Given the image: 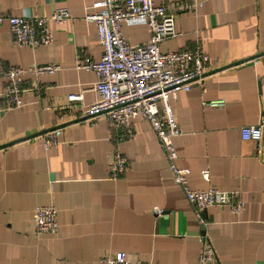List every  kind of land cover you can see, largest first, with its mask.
Masks as SVG:
<instances>
[{"label": "crops", "instance_id": "obj_1", "mask_svg": "<svg viewBox=\"0 0 264 264\" xmlns=\"http://www.w3.org/2000/svg\"><path fill=\"white\" fill-rule=\"evenodd\" d=\"M155 1L178 16L176 36L161 42L160 52L199 49L208 56L203 87L170 99L181 129L173 138L176 165L190 171L192 190L238 191L245 209L235 215L208 208L202 228L144 118L132 120L130 139L115 135L105 116L79 121L95 101L96 77L76 62H97L103 52L84 16L102 9L104 0H0L3 16L48 17L67 9L72 17L49 22L53 42L35 49L16 46L8 25L0 26L3 66H59L52 75H25L23 86L39 90L25 93L12 110L3 108L7 81L0 77V147L12 143L0 148V264H96L117 252L134 264H198L202 232L220 264H264V133L258 144L240 135L242 127L264 125V65L250 62L264 53V0ZM123 34L132 45L149 37L141 23L124 26ZM71 94L82 99L68 103ZM215 100L224 107L205 105ZM54 128L62 129L59 143L45 149L39 133ZM114 151L127 165L110 179ZM38 206L55 207L58 232L36 233Z\"/></svg>", "mask_w": 264, "mask_h": 264}, {"label": "built area", "instance_id": "obj_2", "mask_svg": "<svg viewBox=\"0 0 264 264\" xmlns=\"http://www.w3.org/2000/svg\"><path fill=\"white\" fill-rule=\"evenodd\" d=\"M71 18L67 9L57 10L48 17L0 15V26L5 23L8 25L16 46L35 49L53 42V33L48 29L49 22L62 24ZM84 20L95 25L103 52L97 62L89 59L76 62V68L92 72L96 77L92 88L95 101L83 107L82 119L79 121L92 122L105 116L112 124L115 135L130 139L135 134L132 120L141 116L156 135L173 182L181 188L186 200L193 207L194 215L202 228L206 222L201 213L208 208L226 207L235 215L241 213L245 209V203L238 191L192 190L189 186L190 171L176 165L178 154L173 138L181 134V129L171 112L170 99L179 91L188 92L194 85L203 87L208 56L199 49L160 52V43L176 36L174 13L169 12L163 5H158L155 0H104L102 9L86 13ZM134 23L147 27L149 37L144 43L132 45L123 34L124 26ZM259 60L264 65V54L250 62L257 64ZM58 69L59 66L56 65L5 67L0 63V77L7 81L1 94L3 108L17 109L23 105L25 93L39 90L37 84H32L29 88L23 86L25 75H52ZM81 99L80 94H71L67 97V102H78ZM205 105L218 109L224 107L225 101H209ZM61 133V128H54L41 135L43 147H55ZM263 133V123L240 129L243 141L257 144L263 140ZM126 165L127 161L122 154L114 151L108 164L109 178H119ZM202 176L208 180L209 173L204 171ZM154 213L161 211L156 209ZM33 222L37 234L53 235L60 227L58 213L53 206L36 207ZM200 237L202 247L198 254V264H220L210 239L203 232ZM96 264L134 263L125 261L123 254L117 252L114 256H100Z\"/></svg>", "mask_w": 264, "mask_h": 264}, {"label": "water", "instance_id": "obj_3", "mask_svg": "<svg viewBox=\"0 0 264 264\" xmlns=\"http://www.w3.org/2000/svg\"><path fill=\"white\" fill-rule=\"evenodd\" d=\"M264 53H261V54H259V55H256L255 57H253L251 60H253V59H256V58H258V57H260L261 55H263ZM48 132V131H47ZM43 135L44 133H39V135ZM35 136V135H34ZM33 137V136H32ZM12 143H10V144H8V145H11ZM8 145H4V146H8ZM4 146H2V147H0V148H3Z\"/></svg>", "mask_w": 264, "mask_h": 264}, {"label": "rangeland", "instance_id": "obj_4", "mask_svg": "<svg viewBox=\"0 0 264 264\" xmlns=\"http://www.w3.org/2000/svg\"><path fill=\"white\" fill-rule=\"evenodd\" d=\"M177 13H174V19H175V21H176V19H177ZM258 62H261L262 63V61L261 60H259Z\"/></svg>", "mask_w": 264, "mask_h": 264}]
</instances>
